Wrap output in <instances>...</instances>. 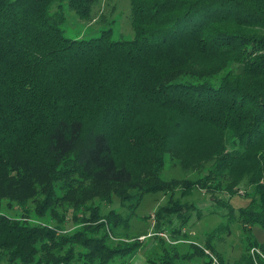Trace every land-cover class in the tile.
<instances>
[{
	"label": "trees",
	"instance_id": "16d2710c",
	"mask_svg": "<svg viewBox=\"0 0 264 264\" xmlns=\"http://www.w3.org/2000/svg\"><path fill=\"white\" fill-rule=\"evenodd\" d=\"M96 1L0 0V201L62 175L114 187L118 210L105 196L75 207L98 211L106 201L97 230L128 228L145 195L173 184L161 179L168 155L203 174L184 190L214 180L212 193L228 195L213 194L228 212L212 233L235 223L248 233L235 264H264V242L250 235L264 229V0H128L132 39L112 41L109 31L66 38L62 5L85 19ZM234 196L245 205L235 209ZM170 204L156 212L155 233L179 211ZM81 214L63 217L83 223ZM66 219L43 227L0 213V249L18 259L5 264H35L40 251L46 259L38 264H77L81 248L88 264H114L140 247L109 246L89 227L60 235ZM188 221L180 217L179 227ZM189 248L207 257L205 248Z\"/></svg>",
	"mask_w": 264,
	"mask_h": 264
},
{
	"label": "rangeland",
	"instance_id": "374dc122",
	"mask_svg": "<svg viewBox=\"0 0 264 264\" xmlns=\"http://www.w3.org/2000/svg\"><path fill=\"white\" fill-rule=\"evenodd\" d=\"M62 9L65 20L59 24V27L66 38H97L104 31L110 32V40L112 41L130 40L133 38L128 0H97L91 9L89 17L85 19L79 18L65 4L62 5ZM61 177L62 175L57 177L55 182L49 181L46 184L29 185L24 190V196L11 192L6 198L1 199L0 213L10 219L25 222L28 225H40L43 227L45 225H55L58 221L66 219L63 217V213L66 211H68V217L70 213L74 212L75 215L81 218V213H85L86 216L84 217L87 218L85 222L72 224L66 219L65 222L67 224L64 225L63 231L60 232L62 234H58L68 235L89 227L90 230L88 232L93 237L103 240L109 246H117V248L124 249L133 244L140 245L139 248L132 251L125 258L118 259L114 264H205L206 262L209 264H235L236 261L239 263L241 256L244 255V252L249 247L248 241L251 238H247L248 233L246 231L242 232V228L238 223L232 224L229 232L224 230L212 233L220 223L225 222L223 215L228 212L225 208L215 206L214 204L217 205V203L213 202L212 197L225 199L228 195L223 191L217 194L212 193L218 192V189L214 191V188H212L216 183L214 180L207 183L204 189L191 186V189L184 190L188 181L198 180L199 177L202 179L204 178L203 174L194 170H183L179 162L168 155L164 158V169L161 179L164 183L169 184L172 181L173 184L163 192L145 195L135 209L128 228L120 225L118 228L112 227L109 230L105 224L104 230H97V227L102 228L101 225L104 224L101 210L107 211L108 203L106 201L102 203L98 211L94 209L85 211L83 210L84 208L79 211L78 207H75L83 203L86 208L94 207L99 205V201L105 196V200L106 197H109L114 201L109 207L111 208L110 210H118L120 205L118 203L119 200L114 195V187H103L100 185L96 187L87 182L79 186V182L63 181ZM211 184L214 185L211 186ZM71 187H73L71 191H67ZM241 195L243 194L241 193ZM170 198H173L172 201H170ZM83 200L88 201L82 203ZM174 203L180 206L177 213L169 216L172 224H169L167 216L163 217L159 227L160 230L155 233L156 212L169 204L173 207ZM245 203L246 199L236 196L230 200V204L235 209L244 206ZM210 211H214V213L210 214ZM92 212H95V214L90 215ZM120 212H124V210H120ZM197 213H199L200 218H197ZM233 213L237 214V212ZM187 215H189L188 223L182 228L179 227L180 217L184 218ZM59 224L61 225V223ZM82 231H79V233ZM105 232L109 239L103 236ZM211 234L213 235L211 236ZM250 235L257 242H264V229L254 226ZM191 244L205 248L204 254L207 257L203 258L198 254L193 255L192 253L196 251H192L189 248ZM206 244H211L213 248L207 250ZM67 245L70 247V244ZM80 250L81 255L77 264L92 263L93 260L87 257L86 249L81 248ZM83 251L85 255L82 254ZM41 253L40 251L34 256L35 264L40 263V261L44 263L46 253ZM262 255L264 256L263 253ZM175 256L176 258H174ZM16 261L18 259L12 255L10 250L0 249V264L14 263ZM73 263L75 264V261Z\"/></svg>",
	"mask_w": 264,
	"mask_h": 264
},
{
	"label": "built area",
	"instance_id": "2783aa9c",
	"mask_svg": "<svg viewBox=\"0 0 264 264\" xmlns=\"http://www.w3.org/2000/svg\"><path fill=\"white\" fill-rule=\"evenodd\" d=\"M250 254H251L252 256H254V254H259V255H261V253H260L256 248H252ZM261 256H262V255H261Z\"/></svg>",
	"mask_w": 264,
	"mask_h": 264
},
{
	"label": "crops",
	"instance_id": "0c3cea01",
	"mask_svg": "<svg viewBox=\"0 0 264 264\" xmlns=\"http://www.w3.org/2000/svg\"><path fill=\"white\" fill-rule=\"evenodd\" d=\"M255 239V238H254ZM256 240V239H255ZM257 241V240H256ZM259 243H263V242H259Z\"/></svg>",
	"mask_w": 264,
	"mask_h": 264
}]
</instances>
